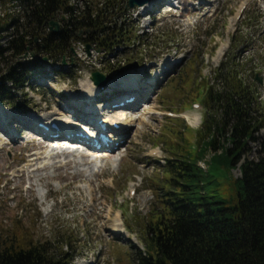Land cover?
<instances>
[{"label":"rangeland","instance_id":"rangeland-1","mask_svg":"<svg viewBox=\"0 0 264 264\" xmlns=\"http://www.w3.org/2000/svg\"><path fill=\"white\" fill-rule=\"evenodd\" d=\"M10 1L0 0V17L11 13L19 17L20 23L25 21L24 4L9 5ZM67 2L79 13L101 0ZM125 10V16L132 17L127 23L137 30L135 37L144 31L152 34L148 42L134 44L135 38L130 48L120 47L107 54L83 39L73 41L70 53L53 65L47 64L49 77L36 74L24 89L13 90L14 100L18 99L21 105L0 101V121L4 124L0 128V241L16 237L26 245L43 243L61 257L63 264H134L135 256L144 251L143 230L151 213L162 210L158 195L163 190L159 187L166 180V159L173 156L168 146L175 145L174 141L184 144L176 139L175 130L189 129L191 135L185 134L189 145L199 147L198 130L206 116L212 114L203 93L211 86L220 88L215 77L223 62L234 65L235 61L237 71L259 98V114L264 113V0H153ZM59 16L65 21L69 18L67 14ZM54 21L60 29L65 27L58 17ZM14 31L11 26L2 32L3 46H7ZM87 44L92 46L90 52ZM31 46L28 44L25 52L27 58L32 57ZM25 53L14 58L7 51L0 57V75L16 61L27 60ZM97 70L113 83L127 76L140 77L134 84L137 96L144 94L145 99L126 105L130 110L107 108L102 117L125 119L127 124L121 128L127 132L126 138L112 156H90L89 164L82 157L88 152L83 146H69L67 149L74 153L52 156L51 160H71V167L49 169L40 172V178L36 175L29 179L23 166L32 154L45 151L39 146L44 138L19 123L18 116H33L34 127L41 116L62 112L63 108L64 112L69 111L73 105L66 100L83 91ZM103 89L125 93L124 98L136 96V91L108 86ZM85 90L86 94L92 92ZM108 92L100 98L104 100L105 95H110ZM87 100L86 107L102 108L99 97L88 96ZM171 118L182 120L175 123ZM253 137L237 166L232 170L223 168L213 180L215 183L209 180L208 190L228 203H233L236 195L234 179L242 176L240 165L247 158L260 156L264 120L254 128ZM3 142L7 146L3 147ZM64 142L48 143L50 148H57L58 143ZM211 155L212 149L206 160ZM199 164L204 169L208 166L205 161Z\"/></svg>","mask_w":264,"mask_h":264},{"label":"trees","instance_id":"trees-1","mask_svg":"<svg viewBox=\"0 0 264 264\" xmlns=\"http://www.w3.org/2000/svg\"><path fill=\"white\" fill-rule=\"evenodd\" d=\"M67 1H10L9 5L24 4L25 21L20 23L19 17L11 13L0 17V41L2 32L11 26L15 28L7 46L0 42V57L10 51L11 56L18 58L31 43L35 58L16 61L0 75L1 102L21 105L18 99L14 100L13 90L24 89L36 74L49 77L50 70L37 58L47 57L53 65L70 53L73 41L83 39L108 54L120 47L130 48L135 38L134 44H145L152 35L144 31L135 37L137 30L127 23L132 17L125 16L127 0L125 3L101 0L79 13ZM59 14H67L68 20ZM57 17L64 21L65 27L53 32L49 25ZM233 62L234 65L223 62L216 71L220 88L211 86L203 93L212 114L206 116L198 130L199 147L189 145L185 137L191 133L189 129L175 130L176 139L184 144L174 141L175 145L168 146L173 156L166 159V180L159 187L163 190L158 195L162 210L154 209L151 213L143 230L144 251L135 256L134 264H264V141L259 158L245 159L240 165L242 176L233 177L236 186L233 203L211 193L207 187L209 180L216 182L213 180L223 168L232 170L239 164L248 141L254 138V128L264 120V113L259 114V98ZM197 86L199 89L200 84ZM261 109L263 112L264 106ZM218 115L220 119L216 118ZM171 120L177 123L182 119ZM211 149L212 155L206 160ZM201 161L208 163V169L199 164ZM0 264L63 262L43 243L26 245L16 237H8L0 241Z\"/></svg>","mask_w":264,"mask_h":264},{"label":"bare ground","instance_id":"bare-ground-1","mask_svg":"<svg viewBox=\"0 0 264 264\" xmlns=\"http://www.w3.org/2000/svg\"><path fill=\"white\" fill-rule=\"evenodd\" d=\"M153 1V0H152ZM159 1V0H158ZM164 2H168L169 0H161ZM202 1V0H201ZM150 3V2H149ZM151 4H149L148 6H150ZM185 8V7H184ZM185 10H190L189 8H185ZM224 53V49L220 52L219 55V59L222 57ZM133 76H127L125 78H123L122 80L117 81L115 84H112L110 87L114 86L115 88H122V89H129L132 91H136V102L135 104L139 101L140 103L145 99L144 94H138L137 96V86L135 85L137 82V78L140 79V77H136V78H132ZM129 78V79H128ZM88 82V81H87ZM135 83V84H134ZM84 89H82L83 91H81L80 93L75 94V96L73 98H71V100H66L67 102H69L71 105H73L72 108H69V111L64 112V108L62 109V112H55V113H50L46 116H41L39 118H37V122L41 121L44 125L46 126H50L49 129L44 132L42 130L39 129V127H37V123L35 120V126L33 127V121L32 118L33 116H29L27 115L24 116H18L19 117V123L25 125L26 127H31L34 131H38L40 132V134L44 135V139L39 142V146L41 148H45L44 152H37L35 154H32L27 163L23 166V171H25V173L27 174L29 179H34V177L37 175V177L40 178V172L42 171H46L49 169H54L56 171L58 170H62L66 167H71L72 165V161L68 160L65 162H61L58 163L57 161H52L51 158L53 157H57L61 156V155H65V156H69L71 153H74L73 151H69L67 148H69V143H74L75 141H82L83 139H81V137L77 134L79 131H81V129H83L84 131L88 130V127H84L86 125H82V124H87L86 122L91 121L92 119H95V115L96 112L98 114V116L102 115V110H106L107 108H111L110 107V103L106 102L104 105V109H92L89 106L86 107V103H89L87 98L88 96L91 97L94 95H96V92L98 91V88H100L99 85H96L95 83L92 82L91 79H89V84L86 87L87 89H90L92 92H89L86 94V88L83 87ZM108 92V91H106ZM110 95L113 94V92H111V90H109L108 92ZM104 93H100V96H102ZM75 105V106H74ZM124 107H128V106H124ZM129 109L126 110H130V107H128ZM71 109V110H70ZM119 109H123V108H119ZM147 113H150V110L146 111ZM56 113L59 114V116H56ZM88 113V116H86L85 114ZM129 114V113H126ZM104 116L99 117V119H101ZM97 121L99 120L98 118H96ZM105 121H119L121 124H127V121L123 118H119V117H115V118H110V117H105L104 118ZM82 123V124H81ZM52 124H55V126L57 127V129L59 131H57V129L55 127L52 126ZM92 125L95 126V122L91 123ZM2 126H4V124L0 121V128H2ZM60 128H63L64 130H60ZM118 131L120 134H118ZM118 131L116 130V128L111 129V133L109 134V136L111 137V143L109 144L110 146H103L102 147V152L104 153H93L95 154L97 157L96 159L101 158L103 156H108V155H113L114 149H115V142L119 141L120 137H125L127 135V132L125 130H122L121 126L118 129ZM8 132L10 133V130H8ZM91 133H94L92 131H89L87 133H89L90 135ZM114 132V134H113ZM67 133L72 134V138H68L66 140V142H64L63 144H59L58 143V147H52L50 148V142L52 136L56 135V134H60V137H67ZM69 140V141H68ZM7 142H3V147L7 146L6 144ZM22 146V145H21ZM1 148V146H0ZM52 150V151H51ZM57 150V151H55ZM47 151V152H46ZM77 151V150H76ZM107 151H110L111 153H106ZM92 154V152H86V153H82V157L84 158V160L87 162L86 164L90 163V155ZM81 174V173H78ZM44 177V176H43ZM36 180V179H35ZM42 180V179H41ZM38 182V181H37ZM31 187V186H30ZM93 192V190H91ZM102 215V214H101ZM110 215V214H108ZM100 217V215H99ZM102 218V216H101ZM117 231V230H116Z\"/></svg>","mask_w":264,"mask_h":264},{"label":"water","instance_id":"water-1","mask_svg":"<svg viewBox=\"0 0 264 264\" xmlns=\"http://www.w3.org/2000/svg\"><path fill=\"white\" fill-rule=\"evenodd\" d=\"M152 0H128L127 2V8L129 9H134V8H137V7H141V6H144L146 4H148L149 2H151ZM50 29L53 31V32H58L60 30V24L57 22V21H54L52 20L50 22ZM37 40V38L35 39ZM29 48V47H28ZM92 48V46L90 44H87V50L88 52H90V49ZM34 52L32 53V56H34ZM28 56V52L25 53L24 57L27 58ZM40 61H47V58L44 57V58H38ZM91 79L92 81H94L96 84L98 85H106L107 82L110 80V78L104 74L103 72L101 71H94L92 72L91 74ZM258 81L262 82V79L260 77H257Z\"/></svg>","mask_w":264,"mask_h":264}]
</instances>
